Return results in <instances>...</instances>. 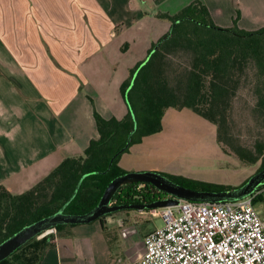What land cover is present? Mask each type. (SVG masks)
Instances as JSON below:
<instances>
[{
    "label": "crops",
    "instance_id": "1",
    "mask_svg": "<svg viewBox=\"0 0 264 264\" xmlns=\"http://www.w3.org/2000/svg\"><path fill=\"white\" fill-rule=\"evenodd\" d=\"M192 1L152 4L175 14ZM202 2L219 26L264 27V0ZM153 18L140 0H0V185L22 193L66 157L82 154L99 137L95 111L127 114L122 83L170 29L169 23L147 29ZM147 138L121 156L123 169H149L133 160L144 155ZM147 210H119L65 228L40 264L133 263L152 230L140 234L132 221Z\"/></svg>",
    "mask_w": 264,
    "mask_h": 264
},
{
    "label": "trees",
    "instance_id": "2",
    "mask_svg": "<svg viewBox=\"0 0 264 264\" xmlns=\"http://www.w3.org/2000/svg\"><path fill=\"white\" fill-rule=\"evenodd\" d=\"M140 1L144 3L145 14L165 18L171 26L149 48L147 55L160 43L147 62L141 66L146 55L122 83L120 91L128 107L127 114L123 118H106L95 111L99 137L91 139L82 154L66 157L43 179L22 193H13L0 185V242L24 225L60 209L86 173L88 175L65 212L84 213L92 209L108 183L127 172L119 165L121 156L133 145L141 143L144 137L161 131L169 108H191L216 125V138L225 152L247 164L261 160L259 169L264 167V27L246 30L236 23L231 27L219 26L202 0H193L175 14L154 10L152 0ZM169 33L170 36L162 40ZM177 53L187 57V61L175 64L172 56ZM242 96L254 98V112L260 117L263 129L262 137L255 141L252 148L241 144L232 129L236 98ZM132 113L138 126L130 146L119 152L134 128ZM166 175L195 189L232 188L180 175ZM258 191L255 204L264 201V183ZM165 196L151 183L132 182L122 185L113 201L116 204L148 203ZM73 225H57V235ZM55 238L54 234L41 239L36 237L0 264H40Z\"/></svg>",
    "mask_w": 264,
    "mask_h": 264
},
{
    "label": "rangeland",
    "instance_id": "3",
    "mask_svg": "<svg viewBox=\"0 0 264 264\" xmlns=\"http://www.w3.org/2000/svg\"><path fill=\"white\" fill-rule=\"evenodd\" d=\"M153 19L149 24L145 23L149 30H155L159 23H169L171 26L170 21L165 18ZM187 59L181 53L172 56L175 64ZM254 103L252 96L237 97L232 115L234 134L241 144L250 148L263 135L261 119L254 112ZM216 133V125L191 108H169L163 119L162 130L145 140L144 155L130 160L149 166V169L144 170L161 171L230 187L239 186L259 169L261 160L255 164H247L225 152L217 141ZM132 155L130 157H134ZM255 206L264 218V201H257ZM125 210L132 214L138 213L135 208L123 211ZM137 221L132 222L140 234L163 226L162 217L152 215L150 210L138 215ZM133 238L138 240L135 236Z\"/></svg>",
    "mask_w": 264,
    "mask_h": 264
},
{
    "label": "built area",
    "instance_id": "4",
    "mask_svg": "<svg viewBox=\"0 0 264 264\" xmlns=\"http://www.w3.org/2000/svg\"><path fill=\"white\" fill-rule=\"evenodd\" d=\"M258 192L230 201L181 199L150 209L163 226L145 236V251L131 264H264V218L254 202ZM49 234L56 236L57 228L37 239Z\"/></svg>",
    "mask_w": 264,
    "mask_h": 264
},
{
    "label": "water",
    "instance_id": "5",
    "mask_svg": "<svg viewBox=\"0 0 264 264\" xmlns=\"http://www.w3.org/2000/svg\"><path fill=\"white\" fill-rule=\"evenodd\" d=\"M169 33L167 36L163 37L162 40H165L170 36ZM160 43H157L149 55L144 59L141 66L147 62L150 55L158 48ZM139 70V69H138ZM134 73L131 85L134 83V78L138 72ZM130 85V87H131ZM129 87V88H130ZM134 117V128L130 131L128 135L127 142L125 146L119 151L123 152L128 148L132 141V136L138 126L135 114ZM114 157L111 159L108 169L113 163ZM88 173L84 174L80 179L73 195L68 199L64 205L57 211L46 215L38 220H35L31 223L24 225L18 231L7 237L5 240L0 242V262L9 257L21 246L29 242L30 240L36 238L41 233L46 230L56 227L59 224H81V223H90L100 217L113 213L119 210L135 208V209H153L161 208L165 206L175 205L180 202L181 199L193 200V201H208V202H217V201H230V200H239L249 195H252L258 191V189L264 183V167L257 170L252 174L245 182L239 186L232 188H227L223 190H203L195 189L189 186H185L174 179L170 178L161 171L155 170H141V171H127L123 174H120L114 177L106 186L99 202L89 211L84 213H68L65 212V208L71 202L78 192L80 185L85 176ZM132 182H141V183H151L159 191L166 194L165 197L158 198L152 202L148 203H120L116 204L113 202V198L117 193L118 189L126 184Z\"/></svg>",
    "mask_w": 264,
    "mask_h": 264
}]
</instances>
